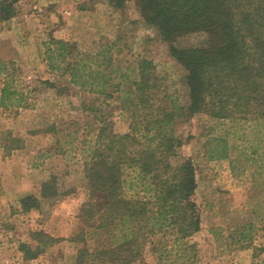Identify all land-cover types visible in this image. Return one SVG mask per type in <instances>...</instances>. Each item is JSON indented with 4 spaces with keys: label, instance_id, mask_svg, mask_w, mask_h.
Wrapping results in <instances>:
<instances>
[{
    "label": "trees",
    "instance_id": "1",
    "mask_svg": "<svg viewBox=\"0 0 264 264\" xmlns=\"http://www.w3.org/2000/svg\"><path fill=\"white\" fill-rule=\"evenodd\" d=\"M19 1L0 0V19L15 16ZM127 1L110 0L118 9ZM132 1L184 69L186 102L167 94L157 105L161 86L150 60L141 59L130 79L112 69L111 46L85 53L63 39L46 45L51 73L61 72L73 87L107 98L121 89L119 83L112 89L118 77L130 83L124 108H134L129 132L116 134L104 126L84 141L89 144L83 169L87 199L79 213L84 226L70 241L85 246L77 250L75 264H133L145 258L155 236L170 237L177 247L200 230L196 169L181 153L184 138L178 133L196 116L213 121L201 134L208 159L228 160L238 177L248 170L255 188H264V0ZM0 76V107L27 108L28 95L15 85L7 63H0ZM23 146V139L9 135L4 150ZM68 193L52 175L39 195L20 199L19 211H41L43 203ZM253 232L249 221L234 233L251 245ZM29 238L19 244L26 262L65 240L42 230L30 231ZM169 252L162 247L157 264H173Z\"/></svg>",
    "mask_w": 264,
    "mask_h": 264
},
{
    "label": "rangeland",
    "instance_id": "2",
    "mask_svg": "<svg viewBox=\"0 0 264 264\" xmlns=\"http://www.w3.org/2000/svg\"><path fill=\"white\" fill-rule=\"evenodd\" d=\"M15 9V16L0 19V63H7L15 85L28 95L29 106L0 107V264H75L77 250L85 246L70 241L84 226L79 216L87 199L83 169L89 144L84 141L90 142L104 126L116 134L129 132L134 108H124L131 99L130 83L118 77L112 89L118 83L121 89L107 98L73 87L61 72L51 73L47 43L63 39L85 53L111 46L112 69L130 79L136 78L141 59L152 61L161 86L157 105L167 94L186 102L185 71L132 0L120 9L110 0H20ZM3 83L0 76V93ZM210 125L209 118L196 116L178 130L184 138L180 151L196 169L200 230L177 247H172L170 237L155 236L145 258L133 264H157L162 247L170 250L173 264H264V188H255L248 170L238 177L228 160L208 159L201 134ZM9 135L23 139L24 146L6 154ZM52 175L69 193L43 203L41 211L21 213L20 199L39 195ZM249 221L254 223L251 245L234 233ZM34 230L65 240L26 262L19 244L29 241Z\"/></svg>",
    "mask_w": 264,
    "mask_h": 264
}]
</instances>
